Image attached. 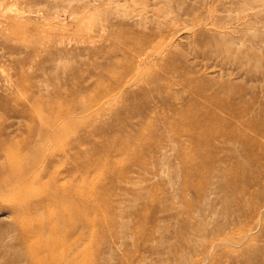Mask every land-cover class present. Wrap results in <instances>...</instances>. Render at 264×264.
Returning <instances> with one entry per match:
<instances>
[{
	"label": "rangeland",
	"instance_id": "rangeland-1",
	"mask_svg": "<svg viewBox=\"0 0 264 264\" xmlns=\"http://www.w3.org/2000/svg\"><path fill=\"white\" fill-rule=\"evenodd\" d=\"M0 131V264H264V0H0Z\"/></svg>",
	"mask_w": 264,
	"mask_h": 264
},
{
	"label": "bare ground",
	"instance_id": "bare-ground-1",
	"mask_svg": "<svg viewBox=\"0 0 264 264\" xmlns=\"http://www.w3.org/2000/svg\"><path fill=\"white\" fill-rule=\"evenodd\" d=\"M193 86V85H192ZM196 86V85H195ZM192 88H194V87H192ZM197 88H199V87H197ZM200 89V88H199ZM195 92V91H194ZM193 92V93H194ZM201 93V92H200ZM215 93V92H214ZM195 95H196V92L194 93ZM199 96V95H198ZM202 95L200 94V97H201ZM209 97V96H208ZM206 98V100H205V102H206V104H212V105H214V103L216 104V102H215V100L216 101H218L217 99H216V97L214 98L213 97V94H212V97H209V98ZM203 98V97H202ZM195 99V98H194ZM193 98L191 99V101H190V103L189 104H187L186 106H187V110H190L191 109V111L190 112H193V114H191V115H179L178 117H177V122L176 123H178V124H186V125H189V127H188V131L190 132H188V131H186L187 133H188V135H189V137L191 138V140H196L195 138H197L200 134L202 135V136H204V134H206L207 133V138H210V139H212V138H214L218 133H219V131H218V133L217 132H215V130L213 131V127H214V125H224V124H226V122L225 121H223V119H221V117L219 116V115H217V113H214V112H212L211 110L212 109H210L207 105H205V104H202V102H201V104L202 105H200V104H198V102L196 101V100H194ZM205 99V98H204ZM218 99H219V97H218ZM226 103V102H225ZM223 104L222 105V102L221 101H218V106H219V108H220V110H230V109H228V107L227 106H225L226 104ZM216 106V105H215ZM229 106V105H228ZM212 107V106H211ZM234 110V109H233ZM225 112V114L226 113H231V114H233L231 111L232 110H230V112ZM189 112V111H188ZM224 112V111H223ZM235 112V111H234ZM228 115V114H227ZM230 115V114H229ZM234 115V114H233ZM220 118H219V117ZM236 116V115H235ZM228 121V120H227ZM230 122V121H229ZM230 125L231 124H233V123H229ZM110 125V124H109ZM185 125V126H186ZM184 126V127H185ZM228 126V125H227ZM119 127V126H118ZM125 127V126H124ZM123 127V128H124ZM191 127L194 129V131H195V133L196 134H192V132H193V129L191 130ZM228 127H230V128H232L231 126H228ZM224 128V127H223ZM229 128V129H230ZM233 128H234V126H233ZM232 128V129H233ZM206 129H208V130H206ZM210 129V130H209ZM228 129V130H229ZM114 130V129H113ZM118 130H120V129H118ZM221 130V129H220ZM231 130V129H230ZM263 131V130H262ZM261 131V132H262ZM112 132V131H111ZM117 132V131H116ZM122 132H124V131H122ZM260 132V133H261ZM0 133H1V131H0ZM113 133V132H112ZM115 133V132H114ZM227 133V132H226ZM229 133V132H228ZM233 133V131L231 132V134ZM236 133V132H235ZM258 133V132H257ZM259 133V134H260ZM264 133V132H263ZM117 134V133H116ZM208 134H209V136H208ZM230 134V133H229ZM230 134V135H231ZM5 135V134H4ZM121 134H120V132H119V134H118V137L120 136ZM115 136V135H114ZM240 136H241V134H240ZM9 137H11V136H9ZM107 137V136H106ZM108 137H110L109 139H111V135L109 136L108 135ZM226 137H228V136H226ZM232 137V136H231ZM238 137H239V135H238ZM246 137L247 136H245L244 137V134H243V138H245L246 139ZM206 138V139H207ZM248 138V137H247ZM108 139V140H109ZM115 139H117V138H115ZM249 139V138H248ZM248 139L247 140H245V141H248ZM254 139V138H253ZM112 140V139H111ZM119 141H122V139L120 140V139H118ZM118 140L116 141V142H118ZM128 140V139H127ZM240 140H244V139H240ZM124 141V140H123ZM205 141V140H204ZM127 142V141H126ZM195 142V141H194ZM196 142H197V140H196ZM207 141H205V143H206ZM247 143V142H246ZM249 143V142H248ZM253 143H255L254 144V146H256V149H258L257 147H259V146H257V143H259L258 141H257V143L256 142H253ZM114 144H116V143H114ZM252 144V143H251ZM10 145V144H9ZM209 145V144H208ZM244 145H245V143H244ZM119 146V145H118ZM111 147V146H110ZM247 147L249 148H251V146H250V144L249 145H247ZM262 147V146H261ZM112 148V147H111ZM75 149V148H74ZM106 149H108V148H106ZM110 149V148H109ZM252 149H253V146H252ZM251 149V150H252ZM112 150V149H111ZM117 150V149H116ZM248 150V149H247ZM250 150V151H251ZM113 151V150H112ZM119 151V150H118ZM250 151H249V153H250ZM257 151V150H256ZM254 152H255V150H254ZM257 152H261V151H257ZM264 152V151H263ZM262 152V153H263ZM261 153V154H262ZM68 154V153H67ZM116 154V153H115ZM194 154H196V153H194ZM193 154V155H194ZM252 154H253V152H252ZM251 154V156H253ZM258 154V153H257ZM261 154L259 155V156H261ZM70 155V154H69ZM58 156V155H57ZM60 156V155H59ZM254 156H257L256 154L254 155ZM70 157V156H69ZM263 157V156H262ZM261 157V158H262ZM253 158V157H252ZM257 158V157H256ZM253 159H255V158H253ZM110 163V162H109ZM209 163V162H208ZM27 164V163H26ZM201 164V163H200ZM264 164V163H263ZM198 166V165H197ZM201 166H203L204 167V163H203V165L201 164ZM199 167V166H198ZM202 167V169L204 170V168ZM194 168H195V166H194ZM193 168V169H194ZM201 168V167H200ZM192 169V170H193ZM25 170V169H24ZM206 170V169H205ZM204 170V171H205ZM21 171H22V169H21ZM194 171V170H193ZM198 171H200V170H198ZM190 172H191V170H190ZM196 172V171H195ZM193 173V172H192ZM200 172H198V174H199ZM193 174H196V173H193ZM202 174V173H201ZM204 175L206 174V172L205 173H203ZM189 176V175H188ZM193 176V175H192ZM190 178H191V176H189ZM17 178V177H16ZM195 178H196V176L194 177V181H195ZM202 178V175H201V177H200V179ZM33 179H34V177H33ZM203 179H205V177H203ZM187 181H189V180H187ZM192 181H193V179H192ZM202 181V180H201ZM51 182H52V180H51ZM50 182V183H51ZM55 182V181H54ZM53 182V183H54ZM56 182H57V180H56ZM55 182V183H56ZM199 182H200V180H199ZM44 183H46V181L44 182ZM190 183V182H189ZM203 183H204V181H203ZM47 184V183H46ZM188 184V183H187ZM195 184V183H194ZM193 184V185H194ZM197 184V183H196ZM200 184H202L201 182L199 183V185ZM48 185V184H47ZM65 185V184H64ZM68 185V184H67ZM199 185H197L198 187H199ZM203 185V184H202ZM52 186V185H51ZM56 186H57V183H56ZM55 186V187H56ZM76 185H74V187H75ZM187 186V185H186ZM196 186V187H197ZM71 187V186H70ZM54 188V187H53ZM53 188H51V189H53ZM57 188V187H56ZM50 189V188H49ZM48 189V190H49ZM73 189V188H72ZM76 189V188H75ZM199 189H200V187H199ZM58 191H60L59 189H58ZM63 191H64V189H63ZM198 191V190H197ZM16 192V191H15ZM25 192V191H24ZM48 192V191H47ZM66 192H68L67 191V188H66ZM65 192V193H66ZM70 193V195L72 194V191L71 192H69ZM69 193H66V194H69ZM47 194H50V193H46V195ZM55 194H56V192H55ZM59 194V193H58ZM57 194V195H58ZM61 194V193H60ZM60 194H59V196L58 197H60ZM64 194V193H63ZM74 194H76V192L74 193ZM72 196V195H71ZM70 196V197H71ZM52 197V196H51ZM56 197V196H55ZM57 197V198H58ZM76 197V196H75ZM53 199H54V197H52ZM52 198H51V200H52ZM42 199V198H41ZM63 199H64V197H63ZM62 198L61 199H59V201H58V203L60 202V200L62 201L63 200ZM73 199V198H72ZM56 200V199H55ZM83 200V199H82ZM64 201H67V200H65L64 199ZM64 201H62L61 203L63 204V202ZM72 201H74V200H72ZM23 202V201H22ZM55 202V201H54ZM21 203V202H20ZM40 203V202H39ZM56 203H57V200H56ZM56 203H55V205H56ZM69 203V202H68ZM42 204V203H41ZM50 204V203H49ZM43 205V204H42ZM53 205V204H52ZM55 205H54V207H55ZM61 205V204H60ZM45 206V205H44ZM57 206V205H56ZM67 206H69V205H67ZM43 207V206H42ZM56 208V207H55ZM59 208V207H58ZM61 208H59V210H60ZM76 209V208H75ZM41 210V209H40ZM64 210H65V207H64ZM57 211V210H56ZM61 211H63V210H61ZM67 211H69V210H67ZM71 211H73L72 209H71ZM26 212V211H25ZM60 212V211H59ZM28 213V212H27ZM64 213H66V212H64ZM61 214V213H60ZM25 215V214H24ZM67 215V214H66ZM68 215H69V213H68ZM76 215V214H75ZM55 216H57V214L55 215ZM69 217V216H68ZM59 218H60V216H59ZM71 218V217H70ZM72 219V218H71ZM66 220H68L67 218H66ZM38 221V220H37ZM76 221V220H75ZM75 221H71V222H74L75 223ZM29 222H30V220H29ZM50 222V221H49ZM69 222V221H68ZM71 222H69V223H71ZM42 223V222H41ZM68 223V224H69ZM24 224H27V222L25 221V223ZM34 224V223H33ZM32 224V225H33ZM38 224V223H37ZM50 224V223H49ZM62 225H63V223H61ZM67 224V225H68ZM29 225V224H28ZM41 225V224H40ZM72 225V224H71ZM48 226V225H47ZM57 226V225H56ZM59 226V225H58ZM73 226V225H72ZM40 227V226H39ZM76 227V226H75ZM32 228H33V226H32ZM70 228V227H69ZM35 229V228H34ZM71 229V228H70ZM36 230V229H35ZM74 230V229H73ZM48 232H49V230H47ZM56 232L58 231V230H55ZM59 231H61L60 229H59ZM76 231V230H75ZM31 232V231H30ZM44 232V231H43ZM47 232V233H48ZM56 232L55 233H53L54 235H58V234H56ZM65 232H66V230H65ZM32 233H33V231H32ZM39 233V232H38ZM25 234V233H24ZM49 234V233H48ZM52 234V236H54ZM62 234V233H61ZM66 234V233H65ZM35 235V234H34ZM32 236V235H31ZM35 236H37V235H35ZM44 236V235H43ZM76 236V235H75ZM60 237H62V236H60ZM73 237V236H72ZM40 238V237H39ZM41 238H43V237H41ZM41 238H40V241L39 242H41ZM59 238V237H58ZM57 238V239H58ZM74 238V237H73ZM46 239V238H45ZM25 240V239H24ZM44 240V239H43ZM25 241H27V240H25ZM52 241V240H51ZM58 241V240H57ZM62 241V240H61ZM29 242V241H28ZM34 242L36 243L37 242V240H36V238L34 237L33 239H32V237H31V241H30V243H29V245H28V247L29 248H35V245H34ZM38 242V244H40ZM43 242V241H42ZM67 242V241H66ZM68 243V242H67ZM72 244H73V242H71ZM71 243H70V245H71ZM27 244V243H26ZM51 244H52V242H51ZM51 244H50V246H51ZM43 245V244H42ZM48 245V244H47ZM49 246V247H50ZM59 246V245H58ZM57 246V247H58ZM74 246V245H73ZM37 249L39 250V245H37ZM42 246L40 245V248H41ZM43 247H44V245H43ZM56 247V248H57ZM72 247V246H71ZM55 249V248H54ZM65 249V248H64ZM71 249V248H70ZM70 249H69V251H70ZM46 250V249H45ZM44 250V251H45ZM57 250L59 251V249L57 248ZM55 252H56V250H54ZM58 251H57V253H58ZM68 251V252H69ZM40 252V251H39ZM55 252H52V253H55ZM65 252L66 251H64V254H65ZM30 253H32V252H30ZM44 253V252H43ZM46 253V252H45ZM40 254H41V252H40ZM74 254H75V252H74ZM54 255V254H53ZM34 256V255H33ZM56 256H58V254L56 255ZM64 256V255H63ZM75 258H76V256H74ZM30 258H32V256L30 257ZM59 259H60V256H59ZM31 260V259H30ZM29 260V264H46V261H51L50 260V255L49 254H44V255H40V257H37L36 258V260H34L33 258H32V260L30 261ZM55 260V259H54ZM57 260V259H56ZM56 260H55V262H56ZM61 260V259H60ZM62 260H64V257L62 258ZM73 261V260H72ZM59 262V261H58ZM52 263V262H51ZM50 263V264H51ZM76 263V262H75ZM61 264H62V262H61Z\"/></svg>",
	"mask_w": 264,
	"mask_h": 264
}]
</instances>
